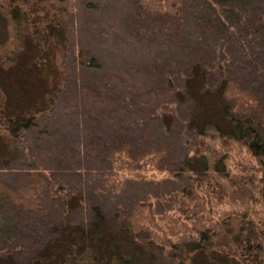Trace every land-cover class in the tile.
<instances>
[{"label": "rangeland", "instance_id": "1", "mask_svg": "<svg viewBox=\"0 0 264 264\" xmlns=\"http://www.w3.org/2000/svg\"><path fill=\"white\" fill-rule=\"evenodd\" d=\"M8 2L0 0V8L5 9L0 11V62L6 63L0 76L9 72L12 79H22L11 68L21 60H12L21 35L45 50L58 46L56 71L48 81L51 89L61 86L63 91L53 112L24 134L19 156L11 164L0 163V192L18 189L16 174L34 171L32 162L47 169L75 170L77 180L67 176L60 180L77 183L75 187L87 202L104 206L111 214L120 213L118 220L134 228L158 260L171 264L172 253L177 258L186 249L185 264H245L238 255L220 249L198 252L194 246L200 231H222L223 220L235 229L243 215L255 224L264 223V196L258 180H253L255 173L258 179L263 177L264 167L261 171L259 160L239 140L224 139L215 130H207L201 137L206 146L202 145L197 132L187 126L195 104L189 100L181 103L182 79L177 83L170 74L166 81L168 74L163 75L160 69L175 66L177 58L171 61V56L186 35L217 45L219 62L234 63L231 77L221 72L219 78L233 81L239 105L253 101L248 90L256 91L261 100L254 112L264 117V0L238 3V19L233 23L229 18L232 10L216 0H15L28 13V22L14 21L3 5ZM252 20L263 27L261 32L246 30ZM233 42L234 53L227 47ZM245 48L250 64L244 66L237 56L244 54ZM83 50L102 65L100 70L82 65ZM35 62H42L45 71L40 56ZM211 82L218 87L215 80ZM238 83L247 91L237 90ZM38 90L37 84L23 82V88L18 86L10 96L2 86L0 109L11 99L34 101ZM49 91L44 92V101H48ZM150 111L157 112L161 123L147 119ZM173 118L177 121L172 125ZM166 140L171 141L176 159L202 147L217 185L210 186V180L198 185L194 178L178 179L159 168L160 158L169 151L163 145ZM148 144L157 147L142 154L144 148L148 151ZM213 150L224 156L217 167ZM186 186L185 194L181 190ZM14 196L25 197L32 204L42 201L43 207L23 220L35 236V228L43 231L50 218L59 214L60 205L47 197L24 191ZM88 212L80 210L74 219L82 221L84 215L88 219Z\"/></svg>", "mask_w": 264, "mask_h": 264}, {"label": "trees", "instance_id": "2", "mask_svg": "<svg viewBox=\"0 0 264 264\" xmlns=\"http://www.w3.org/2000/svg\"><path fill=\"white\" fill-rule=\"evenodd\" d=\"M217 1L221 6L232 10L229 12L232 23L238 19L235 7L238 3L243 4L244 0ZM3 5L8 8L7 13L13 16L14 21L28 22V13L23 12L22 6L16 4L15 0H9ZM3 10L5 9L0 8V11L3 12ZM225 11L227 14L229 10ZM255 20L250 21L251 28H248L247 24L245 27L246 30L250 29L259 33L264 26V19H261L262 26L259 23L257 25ZM224 26L226 27V24ZM237 29L242 30V27L237 26ZM189 36L191 35H186L181 40L179 46L174 50L175 53L173 52V57L171 56V61L177 58L175 66L160 69V73L163 75L168 74L166 81H169L170 74L174 76L177 83L182 79V95L184 97L181 103H186L189 100L195 104L187 121L188 129L197 132L198 141L204 146L206 144L202 143L201 137L207 133V130H215L224 139L239 140L259 160L262 171L264 167V117H258L254 112L255 109H258L261 99L256 91L248 90L253 101H246L247 103L239 105L236 99L238 91L233 90V81L229 80L228 82L227 78L223 81L222 78H219L221 72L227 73V77H231L230 69L234 64L232 60H225V62L220 60L221 62H219V59L216 58V55L218 56L217 45L203 43V41L198 42L189 39ZM18 37L20 40L18 47L20 48L13 50L15 54L12 60H16L18 57H21V60L11 68H15L12 72H18L17 74L22 79L16 81L10 77L9 72H6L4 77L0 76V88L3 86L7 95L11 92L14 95L18 86L23 88V82L25 85L32 83L37 84L39 93L36 99L31 102L19 99L7 100L6 106L0 109V163L7 164H11L23 150L21 144L24 134L35 129L42 117L53 112L63 91L61 86L51 89L48 81L51 73L56 71L55 61L58 46L53 45L49 51L40 46L36 47L29 37L23 38L21 35ZM234 42L227 46L228 50H232L233 53L236 49ZM242 46L244 48V45ZM21 48L23 50H20ZM18 53L23 54L18 56ZM242 53L244 54L237 56L241 60V65H249L250 59L248 62L246 61L247 49L245 48ZM37 56L44 60L47 73L43 70L42 62H35ZM81 56L84 57L81 59L82 65L86 68L98 70L102 68V65L90 56L88 51H81ZM237 61L236 58L235 62ZM32 62L34 63L32 64ZM4 64L6 63L0 62V72ZM30 74L34 78H31ZM162 74L160 75L162 76ZM212 80H215L216 84L219 83L218 87L214 82H211ZM4 81L5 83H3ZM15 81L18 86L15 85ZM161 81H165V79ZM238 84L240 89L237 90L244 91L242 88H246V86ZM45 91H49V95L51 94L48 101H44ZM147 119L161 123V119L155 111L148 112ZM162 121L164 122V120ZM176 121L177 119L173 118L172 125ZM148 145H150L148 151L144 148L142 154H147L151 148L157 147L153 144ZM163 145L166 146V150L169 148V151L160 158L159 168L165 169L178 179L194 178L198 180V185H201L205 180H210V186L217 185L215 178L210 173V162L201 149L202 147H197L192 154L187 151L185 156L182 155L176 159L172 154L174 150L171 147V141L166 140ZM131 149L136 148L133 145ZM213 155H215L216 167L217 164L224 162L221 152L213 150ZM59 165H63V163H59ZM30 166L35 170L16 174L18 189L12 188V193L0 192V241L3 248L0 250L2 251L0 252V264H170L158 260L154 251L149 250V246L146 247L137 236L134 228L128 224H122L121 220H118L121 217L120 213L112 212L111 214L108 208L87 202L84 193L79 187H75L77 183L60 180L59 177L63 178L64 176L76 179L77 172L75 170L47 169L37 162H32ZM262 173L263 177L259 179L255 173L253 180H258L261 193L264 196V171ZM38 178L41 183L39 181L36 183ZM141 181L149 184L146 182L147 180ZM124 184L127 182L125 181ZM186 190L187 186L183 187L181 192L186 194ZM21 191L33 196L47 197V200L60 205L58 216L51 217V222L43 231L38 232L37 230H40L38 227L34 229V232H37L36 236L35 233L32 234L28 231V223L23 220L29 214L39 211L43 207V203L37 201L32 204L25 197L16 199L14 195ZM84 209L89 211V218L86 219L84 215L80 218L82 221L74 219V216ZM239 222L236 229L234 224L223 220L222 231L214 228L200 231L198 240L195 241L194 250L200 252L220 249L225 251V254L238 255L245 264H264V223L255 224L252 220H245V215ZM26 241L28 243L24 244ZM185 250L182 249L177 258V255L171 252L174 257L171 264H185L187 257L183 255ZM181 255L182 259L177 261L176 259L181 258Z\"/></svg>", "mask_w": 264, "mask_h": 264}]
</instances>
